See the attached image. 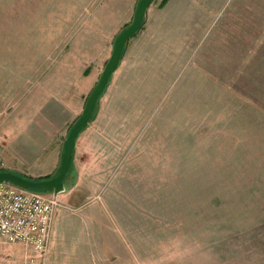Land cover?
Masks as SVG:
<instances>
[{
  "label": "rangeland",
  "instance_id": "obj_1",
  "mask_svg": "<svg viewBox=\"0 0 264 264\" xmlns=\"http://www.w3.org/2000/svg\"><path fill=\"white\" fill-rule=\"evenodd\" d=\"M161 1L76 139L55 213L87 247L59 264H264V0ZM137 2L0 0L6 168L57 172ZM24 252L0 237V264Z\"/></svg>",
  "mask_w": 264,
  "mask_h": 264
},
{
  "label": "built area",
  "instance_id": "obj_2",
  "mask_svg": "<svg viewBox=\"0 0 264 264\" xmlns=\"http://www.w3.org/2000/svg\"><path fill=\"white\" fill-rule=\"evenodd\" d=\"M5 167L0 146V171ZM59 206L57 195L0 181V237L30 250L23 264H46L53 216Z\"/></svg>",
  "mask_w": 264,
  "mask_h": 264
},
{
  "label": "water",
  "instance_id": "obj_3",
  "mask_svg": "<svg viewBox=\"0 0 264 264\" xmlns=\"http://www.w3.org/2000/svg\"><path fill=\"white\" fill-rule=\"evenodd\" d=\"M152 1L153 0H138L131 23L121 30L114 39L112 52L101 71L98 81L87 97L81 114L72 125L64 140L57 173L46 179L32 180L12 171L4 170L0 171V181H8L22 189H42L44 190L43 193H52L54 195H59L66 190L64 179L72 163L73 150L76 145L78 134L89 124L100 95L121 62V54L126 41L141 27L146 10Z\"/></svg>",
  "mask_w": 264,
  "mask_h": 264
},
{
  "label": "crops",
  "instance_id": "obj_4",
  "mask_svg": "<svg viewBox=\"0 0 264 264\" xmlns=\"http://www.w3.org/2000/svg\"><path fill=\"white\" fill-rule=\"evenodd\" d=\"M76 143H77V140H76ZM73 154H74V150H73ZM54 167H55V164H54ZM5 169L8 171H14L15 170L13 168H10L9 166H8V168L5 167ZM42 176H43V174L40 173L39 176L36 177L35 179L43 178ZM28 178L34 179V177H29V176H28ZM66 187H67V185H66ZM62 209H64V208L62 207ZM65 212H68V211L60 210L58 213L54 212L46 264H59L60 262L58 260L59 259L58 257H59L61 249H67L68 255H73L74 250L76 251L77 249L81 248L82 252H83V256L85 254V249L87 247L85 242H80L78 244V246L72 247L71 244H68L67 242H65L62 239L63 236H61V234L63 233V230H61V228H58V226H59L58 223L60 222V218L62 217V214ZM80 231L81 230H79V232ZM83 232H84V230H82V232H80V233H83ZM13 244H15V243H13ZM25 253H27V252H24V254L21 255L22 257L20 259L19 264H23V260H24L25 255H26ZM29 253H30V250H29Z\"/></svg>",
  "mask_w": 264,
  "mask_h": 264
},
{
  "label": "trees",
  "instance_id": "obj_5",
  "mask_svg": "<svg viewBox=\"0 0 264 264\" xmlns=\"http://www.w3.org/2000/svg\"><path fill=\"white\" fill-rule=\"evenodd\" d=\"M167 2V0H162L161 1V4H160V6H163L165 3ZM143 22H144V19H143V21H142V24H141V27L139 28V30L136 32V33H134L130 38H132V37H134V36H136L137 34H138V32L140 31V29L143 27ZM129 38V39H130ZM129 39L126 41V43H125V45H124V48H123V50H122V54H121V60L123 59V56H124V54H125V52H126V47H127V45H128V43H129ZM112 77V76H111ZM111 79V78H110ZM110 79H109V81H110ZM108 81V82H109ZM106 89V88H105ZM105 89H104V91H105ZM103 91V92H104ZM103 92H102V94H103ZM102 94L100 95V97L102 96ZM99 97V98H100ZM98 103V102H97ZM96 106H97V104H96ZM95 113H96V108H95V111H94V113H93V115H92V117H91V119L93 118V116L95 115ZM90 119V120H91ZM72 169V163H71V166H70V169H69V171ZM4 170H6V169H4ZM3 170V171H4ZM57 170H58V168H57ZM68 171V172H69ZM57 173V172H56ZM55 173V174H56ZM54 175V174H53ZM52 176V175H51ZM51 176H45V177H47V178H49V177H51ZM44 179H46V178H44ZM34 180H41V179H34ZM34 190H36V191H39V192H44V190H42V189H34Z\"/></svg>",
  "mask_w": 264,
  "mask_h": 264
}]
</instances>
